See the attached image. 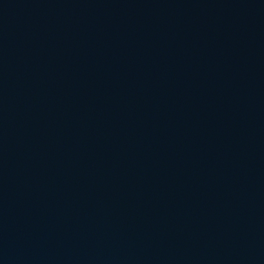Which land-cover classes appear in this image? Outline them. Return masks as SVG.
<instances>
[{
	"label": "water",
	"instance_id": "water-1",
	"mask_svg": "<svg viewBox=\"0 0 264 264\" xmlns=\"http://www.w3.org/2000/svg\"><path fill=\"white\" fill-rule=\"evenodd\" d=\"M0 264H264V0H0Z\"/></svg>",
	"mask_w": 264,
	"mask_h": 264
}]
</instances>
